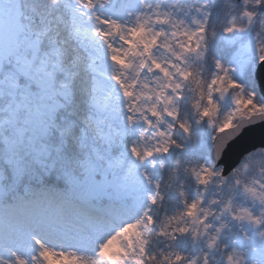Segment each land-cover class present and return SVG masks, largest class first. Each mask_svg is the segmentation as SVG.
Returning <instances> with one entry per match:
<instances>
[{
	"label": "snow or ice",
	"instance_id": "snow-or-ice-1",
	"mask_svg": "<svg viewBox=\"0 0 264 264\" xmlns=\"http://www.w3.org/2000/svg\"><path fill=\"white\" fill-rule=\"evenodd\" d=\"M261 66L264 0H0V264H264Z\"/></svg>",
	"mask_w": 264,
	"mask_h": 264
},
{
	"label": "water",
	"instance_id": "water-1",
	"mask_svg": "<svg viewBox=\"0 0 264 264\" xmlns=\"http://www.w3.org/2000/svg\"><path fill=\"white\" fill-rule=\"evenodd\" d=\"M261 68H264V66H261ZM261 68L257 69L256 81L260 94L264 98V71H261ZM261 144H264V124L248 129L242 137L229 147L224 159L220 163L227 171H231L240 163L246 153Z\"/></svg>",
	"mask_w": 264,
	"mask_h": 264
},
{
	"label": "trees",
	"instance_id": "trees-1",
	"mask_svg": "<svg viewBox=\"0 0 264 264\" xmlns=\"http://www.w3.org/2000/svg\"><path fill=\"white\" fill-rule=\"evenodd\" d=\"M218 51H219V48H218V47L213 49V52H214V53H216V52H218ZM246 82H247V80H246ZM254 87H255V89H256V91H257V93H258V98H259L262 102H264V99L261 97V95H260V93H259V90H258V88H257L256 81H255ZM224 111H228V109L226 108V106H225V108H224Z\"/></svg>",
	"mask_w": 264,
	"mask_h": 264
},
{
	"label": "rangeland",
	"instance_id": "rangeland-1",
	"mask_svg": "<svg viewBox=\"0 0 264 264\" xmlns=\"http://www.w3.org/2000/svg\"><path fill=\"white\" fill-rule=\"evenodd\" d=\"M225 106H226V108H227L228 110H230V108H231V99H230V98H229V100L226 102Z\"/></svg>",
	"mask_w": 264,
	"mask_h": 264
}]
</instances>
